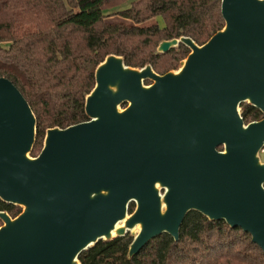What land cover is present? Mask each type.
<instances>
[{
  "label": "water",
  "instance_id": "1",
  "mask_svg": "<svg viewBox=\"0 0 264 264\" xmlns=\"http://www.w3.org/2000/svg\"><path fill=\"white\" fill-rule=\"evenodd\" d=\"M220 7L225 25L205 44L157 46L189 49L177 73L106 56L88 121L48 129L36 157L34 113L0 78V200L22 209L0 212V264H80L81 252L125 234L132 258L161 234L177 241L190 211L241 229L264 254V0ZM242 104L261 120L246 125Z\"/></svg>",
  "mask_w": 264,
  "mask_h": 264
},
{
  "label": "trees",
  "instance_id": "2",
  "mask_svg": "<svg viewBox=\"0 0 264 264\" xmlns=\"http://www.w3.org/2000/svg\"><path fill=\"white\" fill-rule=\"evenodd\" d=\"M113 1L0 0V78L13 83L34 113L31 157L40 153L48 129L88 121L85 98L106 56H121L130 68L150 65L164 74L176 69L189 49L180 44L157 54L162 41L184 36L203 45L225 25L221 0H133L125 9L106 13L104 6ZM240 108L246 125L263 117L251 105ZM21 210L0 200V212L10 218ZM133 211L131 204L129 213ZM132 240L129 234L101 240L80 253L79 263L264 264V254L249 234L194 211L186 215L177 241L161 234L129 258Z\"/></svg>",
  "mask_w": 264,
  "mask_h": 264
},
{
  "label": "rangeland",
  "instance_id": "3",
  "mask_svg": "<svg viewBox=\"0 0 264 264\" xmlns=\"http://www.w3.org/2000/svg\"><path fill=\"white\" fill-rule=\"evenodd\" d=\"M133 0H116V1H113L109 4H106L104 6V11L106 13H114V12H117L118 10H122V9H125L127 8V6L132 2ZM180 64L177 66L176 69H170L168 72H172V73H177L178 70H179V67ZM145 85L147 84H151V82L147 81V84L144 83ZM122 108H125L124 107V104L121 106ZM31 157V156H30ZM161 194L163 193L162 190L159 191ZM134 209H135V204H134ZM2 224V223H1ZM3 225V224H2Z\"/></svg>",
  "mask_w": 264,
  "mask_h": 264
},
{
  "label": "built area",
  "instance_id": "4",
  "mask_svg": "<svg viewBox=\"0 0 264 264\" xmlns=\"http://www.w3.org/2000/svg\"><path fill=\"white\" fill-rule=\"evenodd\" d=\"M259 159L262 163H264V143L262 147L259 149Z\"/></svg>",
  "mask_w": 264,
  "mask_h": 264
},
{
  "label": "bare ground",
  "instance_id": "5",
  "mask_svg": "<svg viewBox=\"0 0 264 264\" xmlns=\"http://www.w3.org/2000/svg\"><path fill=\"white\" fill-rule=\"evenodd\" d=\"M156 187L159 188L160 186H158V184H157ZM122 225H123V223H119L118 225H116L115 230L121 228ZM136 229L138 230V228H136ZM112 233H113V232H112Z\"/></svg>",
  "mask_w": 264,
  "mask_h": 264
},
{
  "label": "flooded vegetation",
  "instance_id": "6",
  "mask_svg": "<svg viewBox=\"0 0 264 264\" xmlns=\"http://www.w3.org/2000/svg\"><path fill=\"white\" fill-rule=\"evenodd\" d=\"M179 47V46H178ZM174 49H178V48H174ZM153 70V69H152ZM154 71V70H153ZM169 71V70H168ZM167 71V72H168ZM156 74H158V75H160V76H163V75H165V74H167V73H164V74H160V73H156ZM145 83L147 84V81H145ZM147 85H150V84H147ZM126 103L124 104V107L126 108ZM163 191V190H162Z\"/></svg>",
  "mask_w": 264,
  "mask_h": 264
}]
</instances>
